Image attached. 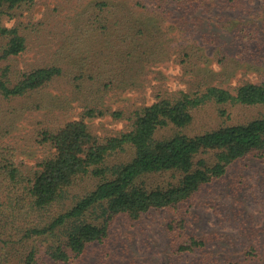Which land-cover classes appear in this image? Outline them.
Segmentation results:
<instances>
[{
    "label": "rangeland",
    "instance_id": "rangeland-1",
    "mask_svg": "<svg viewBox=\"0 0 264 264\" xmlns=\"http://www.w3.org/2000/svg\"><path fill=\"white\" fill-rule=\"evenodd\" d=\"M3 23L27 41L23 53L8 56L7 40L0 37V76L8 85L37 68L62 69L59 78L37 92L16 98L0 92V160L13 161L21 177H33L51 155L41 132L80 118L86 105L129 112L160 97L198 92L209 85L264 81V0H36L12 11ZM227 111L223 116L215 104L196 110L191 133L246 123L263 115L264 107ZM89 122L100 136L128 127L126 120L111 115ZM132 156L129 151L117 159L127 162ZM141 181L152 187L169 182L170 175ZM97 184L86 179L73 194L79 198ZM24 199L0 177L2 264H19L34 248L49 258L50 246L62 240V232L53 238L34 230L67 206L34 213L23 208ZM192 238L203 240L205 247L194 252L181 249ZM263 261L264 156L252 154L231 165L181 211L151 210L135 221L116 217L105 242L91 245L71 264Z\"/></svg>",
    "mask_w": 264,
    "mask_h": 264
},
{
    "label": "trees",
    "instance_id": "trees-1",
    "mask_svg": "<svg viewBox=\"0 0 264 264\" xmlns=\"http://www.w3.org/2000/svg\"><path fill=\"white\" fill-rule=\"evenodd\" d=\"M35 1L0 0V37L7 40L8 56L23 53L27 41L16 28L5 27L4 19ZM61 75L62 69L57 66L37 68L24 73L13 86L0 76V92L6 97H22L48 87ZM207 104L217 105L223 116L229 107H264V81L235 87L209 85L198 92L160 97L149 106L129 112L112 113L89 104L80 118L41 132V141L52 152L33 177H21L13 161L0 160V177L21 192L26 202L23 208L28 206L40 213L55 205L67 206L43 228L34 230L39 236L53 238L62 232V240L50 246L49 258L38 255L34 248L19 264L76 262L91 245L105 242L116 217L124 215L135 221L151 210L181 211L240 159L252 154L264 156V114L246 123L224 124L192 134L195 111ZM107 115L126 120L128 127L114 135L100 136L89 120ZM129 151L133 154L129 161L117 159ZM201 155L210 159H199ZM152 175H170V181L152 187L141 181ZM86 179L98 184L78 198L74 189ZM178 223L184 225L185 218ZM205 245L203 240L192 238L181 249L194 252Z\"/></svg>",
    "mask_w": 264,
    "mask_h": 264
}]
</instances>
